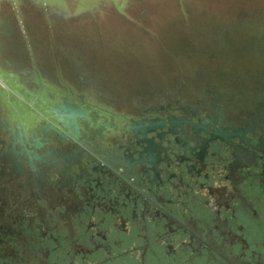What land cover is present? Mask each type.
I'll return each mask as SVG.
<instances>
[{"label":"flooded vegetation","instance_id":"flooded-vegetation-1","mask_svg":"<svg viewBox=\"0 0 264 264\" xmlns=\"http://www.w3.org/2000/svg\"><path fill=\"white\" fill-rule=\"evenodd\" d=\"M115 1L0 0V264H264V30L123 93L70 30Z\"/></svg>","mask_w":264,"mask_h":264},{"label":"rangeland","instance_id":"rangeland-1","mask_svg":"<svg viewBox=\"0 0 264 264\" xmlns=\"http://www.w3.org/2000/svg\"><path fill=\"white\" fill-rule=\"evenodd\" d=\"M115 2L123 3L119 13L110 15L109 11L97 20L87 19L73 25L70 30L79 38L90 36L88 48L83 47V50L93 49L103 57L99 64L109 78L107 82L117 85L123 93L133 83L157 73L155 69L159 67L168 68V76L175 74L171 68L178 65L173 63L172 57H185L193 48L205 50L222 29H231L241 44L264 30V0ZM143 9H147L145 18L140 16ZM41 33L49 35L46 29ZM46 50L53 48L47 46ZM245 57L241 64L247 67L264 66V58L254 60L247 55ZM180 66L190 67L191 64L185 62ZM1 107L3 103L0 102V111Z\"/></svg>","mask_w":264,"mask_h":264},{"label":"water","instance_id":"water-1","mask_svg":"<svg viewBox=\"0 0 264 264\" xmlns=\"http://www.w3.org/2000/svg\"><path fill=\"white\" fill-rule=\"evenodd\" d=\"M0 84L7 90L8 92L12 91L11 88L7 85V83L0 76Z\"/></svg>","mask_w":264,"mask_h":264}]
</instances>
